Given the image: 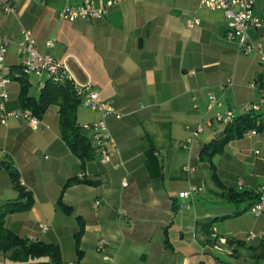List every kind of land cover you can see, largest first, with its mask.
<instances>
[{"label": "crops", "instance_id": "1", "mask_svg": "<svg viewBox=\"0 0 264 264\" xmlns=\"http://www.w3.org/2000/svg\"><path fill=\"white\" fill-rule=\"evenodd\" d=\"M86 1L115 4L99 20L59 19L66 5ZM202 1L0 0V34L9 40L7 74L19 73L17 41L29 31L39 53L63 62L77 84L97 92L120 115L90 112L80 102L77 123L104 121L115 141L109 163L96 153L83 168L61 137L58 106L48 107L36 130L13 118L0 125V207L18 199L9 168L33 201L28 211L5 217L7 230L57 245L62 264H264L253 257L264 244V215L248 212L264 185V67L256 51L243 54L226 39L223 11ZM4 4L13 11L5 13ZM253 13L264 17V0ZM248 35L264 47V29L250 28ZM26 78L28 94L38 98L44 76ZM253 82L258 88L250 87ZM4 90V110L23 109L19 81L12 79ZM211 97L215 103L208 109ZM248 105L259 107L253 116L261 128L229 141L210 162L201 161L202 149L225 128L203 123L228 111L240 117ZM199 124L202 132L192 138ZM71 178L95 184L63 191ZM192 188L200 191L180 199ZM228 190L250 197L234 202L223 195ZM208 219H217L210 239L197 225ZM40 224L48 226L46 232ZM250 234L255 237L248 239ZM219 239L227 241L221 250L214 247ZM9 263L0 254V264Z\"/></svg>", "mask_w": 264, "mask_h": 264}, {"label": "built area", "instance_id": "2", "mask_svg": "<svg viewBox=\"0 0 264 264\" xmlns=\"http://www.w3.org/2000/svg\"><path fill=\"white\" fill-rule=\"evenodd\" d=\"M258 0H203L202 6L211 10L220 9L223 11L225 19L227 21L226 39L235 42L239 50L243 54H249L251 51H256L259 54L260 65L264 67V47L261 45H254L251 43L248 30L264 29V17H257L253 13L254 5ZM114 1H108L106 3L96 5L92 1H86L80 6L66 5L59 12V19L65 22H74L76 20L94 21L103 18L107 11L113 7ZM5 13H10L13 8L9 4H4L2 7ZM198 24L197 21L190 22L189 25L193 26ZM9 40L0 34V125L6 124L10 118L25 122L32 130H36L40 119L34 115L29 109H20L15 111H5L3 108L4 102L7 100L5 93V85L12 79H17L20 75L29 76L35 75L38 77L44 76L45 81L50 80L52 82L68 81L75 92L80 98L81 105L90 112H98L102 115H113L115 118H120V115L112 108L108 103L101 100L99 94L95 91H89L85 86H81L75 82V80L69 75L67 68L63 62L54 58L51 53H39L36 49L35 38L29 31H21L19 39L17 41L18 55L22 56V62L20 65V73L15 75H9L6 73L5 59L8 51ZM54 42L49 41L46 44L48 49H52ZM45 83V82H44ZM44 83L40 84V90L43 89ZM259 84L253 82L250 84L251 88H258ZM262 92H264V86H262ZM215 99L210 98L208 109H211ZM257 105H248L243 108L245 114L254 113L258 111ZM235 119L232 112H225L223 114H216L213 120H207L203 124L211 126L212 122H217L224 126L231 124ZM203 124L197 125L191 132V137H198L202 130ZM82 131L91 138L95 152L98 154L100 162L107 164L110 162V150L109 148L114 145L115 141L109 134L107 126L104 121H97L90 124H84L81 126ZM255 131H251L254 133ZM185 172L192 171L191 168H184ZM123 186H126L125 180H123ZM199 188H192L190 191L180 194V199L186 200L192 194L199 192ZM258 199L250 206L248 212L254 216L259 217L264 215V185L258 189ZM48 226L46 224H40L39 229L41 232H46ZM255 236L250 234L248 239H252ZM227 244L225 239H219L215 244V249L221 250L223 246ZM97 250L104 251V245L99 244ZM232 250V248H231Z\"/></svg>", "mask_w": 264, "mask_h": 264}, {"label": "trees", "instance_id": "3", "mask_svg": "<svg viewBox=\"0 0 264 264\" xmlns=\"http://www.w3.org/2000/svg\"><path fill=\"white\" fill-rule=\"evenodd\" d=\"M18 72L20 73V69ZM26 77L20 75L16 79L20 83L19 101L21 106L23 109L31 110L39 119H41L49 106H58L61 137L71 152L81 160L83 168L86 162L95 157L96 152L91 138L82 131L81 126L77 123V110L80 106V98L75 94L72 85L68 81L56 83L46 80L43 89L40 90L39 97L35 98L28 94L29 84ZM256 119L257 117H254L253 113H247L235 118L231 124L225 126L223 135L219 139L211 141L202 149L200 160L210 162L215 155L223 152L229 141L239 139L247 132L258 131L261 125L258 126ZM211 168L212 178L219 185L214 166L211 165ZM9 170L13 188L18 193V199L0 207V254L9 260V264H62L61 251L57 245L20 238L4 227V219L7 215L28 211L33 203L31 196L21 187L17 174L10 168ZM80 183L95 184L87 180L71 178L66 181L63 191ZM223 195L234 202L244 200L248 196L247 193L238 194L230 190L224 191ZM60 206L67 212V208L61 204V201ZM216 220H203L197 224L200 227L198 230L207 239L212 237L211 227ZM81 232L82 226H80L77 238ZM213 241L208 240L205 242L212 245ZM77 253L79 258L80 251L78 248ZM253 257L264 259V244H261L260 248L253 252Z\"/></svg>", "mask_w": 264, "mask_h": 264}]
</instances>
